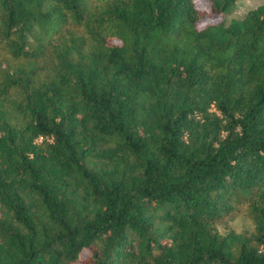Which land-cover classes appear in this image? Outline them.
<instances>
[{
	"label": "trees",
	"instance_id": "1",
	"mask_svg": "<svg viewBox=\"0 0 264 264\" xmlns=\"http://www.w3.org/2000/svg\"><path fill=\"white\" fill-rule=\"evenodd\" d=\"M205 1L0 0V264H264V1Z\"/></svg>",
	"mask_w": 264,
	"mask_h": 264
},
{
	"label": "rangeland",
	"instance_id": "2",
	"mask_svg": "<svg viewBox=\"0 0 264 264\" xmlns=\"http://www.w3.org/2000/svg\"><path fill=\"white\" fill-rule=\"evenodd\" d=\"M264 0H235L234 5L232 6L231 10L224 16L225 20H229L230 17H238L241 16L246 10L254 7L255 5L263 2ZM195 4L197 8H206V1L205 0H195ZM221 16H209L205 19L199 21L198 26L205 24L206 22L216 21L220 19ZM227 227L233 228L235 230H240L241 228H250L251 223L250 221L245 218L244 216H236L233 219L229 220L227 223ZM217 228L220 231H224L225 227L224 224H217ZM86 255V251L83 250L80 253V258ZM71 264H80L79 262H73Z\"/></svg>",
	"mask_w": 264,
	"mask_h": 264
}]
</instances>
